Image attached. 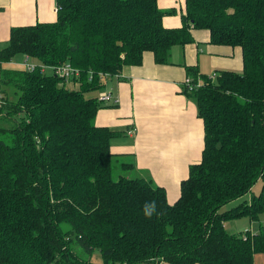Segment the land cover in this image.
<instances>
[{
    "label": "trees",
    "instance_id": "1",
    "mask_svg": "<svg viewBox=\"0 0 264 264\" xmlns=\"http://www.w3.org/2000/svg\"><path fill=\"white\" fill-rule=\"evenodd\" d=\"M56 21L13 28L0 50V264H254L264 257V0H185L182 26L166 29L157 0H56ZM191 30L212 45L238 47L242 72L188 75L183 93L203 123L201 161L189 167L177 202L152 180L114 164L98 128L100 74L121 75L143 54L167 63ZM78 70L76 90L40 69L3 67L17 56ZM127 176L112 178L113 166ZM261 182L258 195L221 212ZM259 222L230 234L227 221Z\"/></svg>",
    "mask_w": 264,
    "mask_h": 264
},
{
    "label": "crops",
    "instance_id": "2",
    "mask_svg": "<svg viewBox=\"0 0 264 264\" xmlns=\"http://www.w3.org/2000/svg\"><path fill=\"white\" fill-rule=\"evenodd\" d=\"M157 6L174 11L162 18L164 28L182 26L185 0H157ZM56 8V0H0V50L11 29L55 22ZM190 33L192 43L172 47L166 64H156L146 52L140 66L123 67L119 78L103 81V90H110L113 98L94 119L96 127L117 133L110 144L114 164H132L129 175L151 179L165 190L169 205L179 199L180 183L188 178L189 167L200 163L203 150L202 120L183 93L188 69L207 77L219 71L242 72L240 48L210 44L206 30ZM3 67L22 71V60L15 57ZM256 261L264 262V257L255 255Z\"/></svg>",
    "mask_w": 264,
    "mask_h": 264
},
{
    "label": "built area",
    "instance_id": "3",
    "mask_svg": "<svg viewBox=\"0 0 264 264\" xmlns=\"http://www.w3.org/2000/svg\"><path fill=\"white\" fill-rule=\"evenodd\" d=\"M28 56H23L22 58V66L24 70L31 72L35 69H40L42 74H51L55 76L60 81V86L76 90L77 84L74 82V78H77L79 76L78 70L74 69L70 66L68 63H64L62 65L58 66H49L40 64L38 62L36 63H30ZM100 79L102 81L108 80L110 78H119L120 75H108V74H100ZM182 87L187 89L188 91H193L196 88H199L202 86V82L197 79V82L194 84L192 80L189 77H186L182 83ZM97 100L101 102L102 104L108 103L112 101L113 93L110 90H101L97 93L96 96ZM2 100V93H0V105L3 104ZM161 264V262L159 263Z\"/></svg>",
    "mask_w": 264,
    "mask_h": 264
},
{
    "label": "rangeland",
    "instance_id": "4",
    "mask_svg": "<svg viewBox=\"0 0 264 264\" xmlns=\"http://www.w3.org/2000/svg\"><path fill=\"white\" fill-rule=\"evenodd\" d=\"M19 58H21L22 60V56H17ZM30 63H36L37 61L34 59H30L29 60ZM0 90H5L6 92V96L12 100L15 99V97L13 96V91H11V89L8 88H2L0 87ZM98 93V92H97ZM94 94L93 93H89L87 95H85L86 98H91ZM96 97V96H95ZM120 176H127L126 173L121 170L118 166H113L112 168V178L114 180H118V178ZM261 190V182H258L254 185V187L251 189V191L243 196L242 198L235 200L227 205H225L224 207L221 208V212H225L228 211L234 207H236L237 205H239L240 203L244 202V201H249L250 197L253 195H258L259 192ZM261 224H264V218L261 219ZM225 229L227 232H229L230 234H244L245 232L249 231L251 233H255L258 230L259 227V222H255L250 220L249 218H240L237 220H231V221H227L225 224ZM258 259V258H256ZM91 262L94 264H101L102 260L100 257V254L96 251L93 253L92 257L90 258ZM255 264H264L263 261H261V263H259L258 261L255 262Z\"/></svg>",
    "mask_w": 264,
    "mask_h": 264
}]
</instances>
